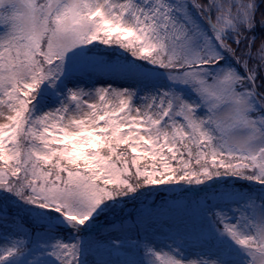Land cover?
Instances as JSON below:
<instances>
[{
  "label": "snow or ice",
  "instance_id": "1",
  "mask_svg": "<svg viewBox=\"0 0 264 264\" xmlns=\"http://www.w3.org/2000/svg\"><path fill=\"white\" fill-rule=\"evenodd\" d=\"M0 264H264V0H0Z\"/></svg>",
  "mask_w": 264,
  "mask_h": 264
}]
</instances>
